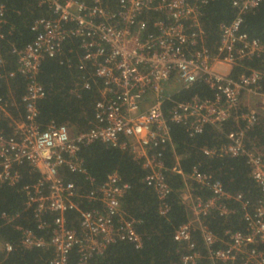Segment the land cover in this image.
<instances>
[{
  "label": "built area",
  "instance_id": "obj_1",
  "mask_svg": "<svg viewBox=\"0 0 264 264\" xmlns=\"http://www.w3.org/2000/svg\"><path fill=\"white\" fill-rule=\"evenodd\" d=\"M30 1L42 13L31 24L33 40L12 50L15 71L4 73L0 55V81L16 75L25 81L21 118L11 116L0 95V122L11 123L10 134L0 130V185L15 187L22 166L39 174L34 183L21 188L36 225V230L17 228L21 247L48 250L49 264H68L72 252L78 264H86L117 243L139 250L142 242L135 222L121 209L130 186L116 172L97 185L84 167L80 149L102 143L131 154L146 171L143 182L155 194L159 214L166 216L171 189L163 151L171 144V126H182L193 137L209 126L220 130L231 120L237 129L202 153L208 159L244 158L259 197L250 202L241 194L231 196L220 181L198 167L184 174L175 166L169 171L182 178L179 197L188 209V220L174 231L173 239L186 245L182 264H197L202 258L207 264H264V153L248 147L245 137L264 113V43L241 30L243 16L262 0H232L235 16L219 25L212 49L206 46L202 23L209 0ZM4 13L0 1V39ZM55 57H63L61 63L78 73L72 89L76 97L80 90L97 91L93 120L83 132L74 134L54 121L45 127L38 122L37 102L45 95L39 72L46 59ZM253 60L260 68L244 65ZM196 83L207 86L212 96L173 99ZM66 173L82 177L90 188L66 179ZM71 212L77 215V227L68 219ZM214 212L224 219L241 212L243 228L226 230L224 238L217 239L204 224ZM18 217L1 215L5 225ZM196 231L203 256L191 241ZM12 251L11 243L0 241V264Z\"/></svg>",
  "mask_w": 264,
  "mask_h": 264
},
{
  "label": "trees",
  "instance_id": "obj_2",
  "mask_svg": "<svg viewBox=\"0 0 264 264\" xmlns=\"http://www.w3.org/2000/svg\"><path fill=\"white\" fill-rule=\"evenodd\" d=\"M0 1L5 6L6 21L1 30L4 38L0 39V55L5 61L4 73H9L16 69L17 57L12 50H19L33 40L34 34L30 27L42 12L30 0ZM231 1L209 0L203 9L205 42L210 49L215 46L219 38V25L230 23L235 16ZM241 30L249 38L264 43V0L256 10L243 16ZM62 59L63 57L46 59L40 69L38 80L44 88L45 95L37 102L38 122L45 127L46 124L54 121L58 125L67 126L76 134L89 128L93 120L94 101L98 95L96 89L91 88L80 90L79 97H76L72 89L78 73L62 64ZM244 65L260 68V62L257 60L245 62ZM24 92L25 81L19 75L0 81V95L7 103L8 111L13 118L19 119L23 116L21 98ZM195 95L210 98L212 92L203 83H196L190 89L174 94L173 99L189 100ZM12 102L15 105L11 106ZM169 106L167 102L165 107ZM235 129H237L236 124L230 120L220 130L209 126L202 134L190 137L182 126H171V144H168L163 151L164 165L168 169L165 177L171 189L167 200L169 211L166 216L159 214L156 196L143 182L146 171L142 169L141 162L134 160L128 152H122L102 143L82 147L79 156L88 175L97 185L104 183L109 174L116 172L122 181L130 186L121 201V209L128 219L135 222V232L142 242L139 250L128 243L111 245L102 255L91 258L86 264H182L180 259L187 251L186 245L174 241L173 234L180 225L187 222L188 209L179 197L183 188L182 178L169 171L175 166H179L184 174H189L196 166L201 172L208 173L220 181L229 195L241 194L244 199L254 202L259 197V192L250 177V170L244 158L208 159L202 153L204 148L225 142L226 134ZM0 130L5 135L10 134L11 123L0 122ZM245 137L248 147L254 146L264 153V113L258 116V121L253 127L245 131ZM19 173L20 180L15 187L0 185V241L13 245V251L4 264H49L51 252L48 250L26 251L20 245L18 227L36 230L32 213L26 209L25 195L21 188L34 183L39 178V174L27 166L20 167ZM65 178L85 185L84 190L90 188L78 175L66 173ZM202 194L208 195L206 191ZM84 207L88 209L90 206L84 205ZM3 213L18 214L19 217L14 224L5 225L1 219ZM67 216L71 224L77 227L76 213L71 212ZM240 218L241 212L226 219L214 212L204 219V224L217 239H223L226 230L237 231L243 228ZM191 241L203 256L205 252L198 231L193 233ZM68 264H78V256L75 252L70 254ZM197 264H207V261L202 258Z\"/></svg>",
  "mask_w": 264,
  "mask_h": 264
}]
</instances>
